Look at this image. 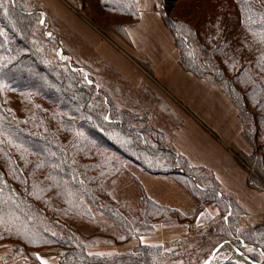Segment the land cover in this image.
Here are the masks:
<instances>
[{"label": "trees", "instance_id": "16d2710c", "mask_svg": "<svg viewBox=\"0 0 264 264\" xmlns=\"http://www.w3.org/2000/svg\"><path fill=\"white\" fill-rule=\"evenodd\" d=\"M33 1L0 0V244L10 243L29 264H40L36 251L46 248L58 251L55 264H202L201 246L186 251L180 244L137 242L127 250L94 253L81 245L73 223L96 212L133 238L178 215L180 222L192 219L143 192L133 212L117 201L110 186L131 163L147 175L177 177L196 210L210 203L200 193L224 198L229 242L264 264V215L249 220L203 165L192 166L191 173L178 169L190 159L187 153L165 144L163 130L147 114L115 104L97 77L67 53ZM67 2L91 24L105 21L125 42L131 40L127 27L143 8L140 0ZM151 4L173 36L180 67L217 85L237 109L250 145L238 153L247 184L264 191V0ZM85 10L96 14L87 17ZM157 155L163 166L151 161ZM206 238L201 233L192 239Z\"/></svg>", "mask_w": 264, "mask_h": 264}, {"label": "rangeland", "instance_id": "374dc122", "mask_svg": "<svg viewBox=\"0 0 264 264\" xmlns=\"http://www.w3.org/2000/svg\"><path fill=\"white\" fill-rule=\"evenodd\" d=\"M51 1L52 5L50 6L44 4L41 0H35L31 3L35 5L40 4L42 6L47 14L50 27L56 32V38L62 41L67 53L72 55L82 65V69L88 70L97 77L96 80L101 86L109 91L112 101L115 102V104L124 106L127 109L135 111L137 110L147 114L152 120L153 124L159 129L163 130L164 143H167L168 146L174 148L179 154L185 152L179 146H175L177 142L182 146L185 145L184 142H179L180 139H177L175 134L179 124H184L183 120L179 122L181 114H185L187 117L195 119L202 132L203 130L210 132L212 133L213 137L218 139L220 142L222 141L217 128L215 130L212 125L214 123L208 124V121L204 120L202 114L206 112L205 110L207 108L201 104L198 105L199 102L195 96L197 94L192 93V87L171 86L169 83L161 82L159 75L154 73L153 68L156 67L158 61H155L153 57L147 55L148 52L142 48L140 43L130 40V42L124 43L125 47L121 48L119 46V41L113 37V35H116V33L108 28H105V21L100 22V25H93L83 15L81 10L76 9V7L72 6V4H69L67 0ZM139 5L141 8L152 7L151 0H140ZM57 9L61 11L60 15H72L73 25L86 36V39L90 43L85 40L83 36L77 34L67 24L64 18L60 17L55 11H53ZM84 13L86 16L88 15L91 17L96 14L95 11L86 10ZM39 24L42 27H47V23H44L42 18L40 19ZM89 25H92L91 27L95 31L91 29ZM83 26H86L88 30H82L80 27ZM42 33H44V30ZM138 33L140 32L138 31ZM98 34L102 37V39L103 37L105 38L103 39L104 41H108L106 40V37H108L112 43L110 45L112 51L118 54H123L128 60L127 69L130 70L131 68L132 70H136L138 75L140 74V76H142V78H144L150 85L152 84V86L157 90L155 92L159 93L158 95L161 97V99L155 94L154 97H151L142 90L130 88V82L124 79L125 77L120 72H118L114 65L107 64L105 61L100 60L98 52H96L97 48L94 44L100 38ZM113 39H115L118 44L115 43ZM124 49H127L129 53L125 52ZM154 51L155 54H157V51ZM57 52L61 53L60 47L58 48ZM222 93H224V95L227 97L225 92L222 91ZM162 99L170 105H163L160 102ZM227 100L232 105V107H234L228 97ZM178 112L180 115L177 114ZM198 114H200V116ZM209 114L212 118L210 119V122L215 121V124L220 126L223 132L229 135L226 137H232L231 129H226V124H228V120L230 119L229 117L227 119L224 118L225 115L228 116L226 110L222 111L221 105L215 104L213 107L209 108ZM234 116L240 125V138L248 144L246 139H244L241 135V123L238 119L236 108L234 111ZM221 120H223V122ZM226 144L227 145H224V147H226L227 151L233 156L237 166H240L242 169H244V172L246 173V168L242 164L241 157L238 154L239 151L244 150L236 146V142L234 141L227 142ZM248 146L250 148L249 144ZM156 158L157 159L151 161L157 166H163L162 158H160L159 155H157ZM201 164L202 163L198 161L196 162L194 160L191 161V159H185L184 166L176 167L178 169L188 171L187 173H191L189 169L192 166ZM203 174L208 175L207 172H203ZM176 180L177 177L173 178L168 176L147 175L143 173L138 167L132 165L131 163H126L122 172L112 182L110 191L117 201L129 207L132 212L137 206V199L140 196V193L143 192L146 194V196L150 197L159 204L176 207L180 211L185 212L184 214H189L192 219L180 222V216L178 215L173 217L175 218L174 222L155 224L154 227L151 228L153 230L150 229V232L152 231L151 233L147 235L141 234V236L139 235L133 238V236L125 237L111 220L106 218L101 212H96L93 218H80L74 222L72 226L74 234L80 241L81 245L85 246L90 252L94 253H110L127 250L132 248L137 242L160 244L162 246L173 244V247H176L178 244H180V246L186 251L194 250L201 246L202 254H204L205 258L203 261L204 263L205 260L210 256L211 252L219 244L224 241L229 242L230 235L226 232V228H223L226 216L230 212V210L228 211L226 209V204H228V202L224 204V198L219 199L218 197L210 195V193L206 192L200 193V199L206 198L210 200V203L205 202L208 207L196 210L194 209V204L196 203L195 200L177 182L178 180ZM253 218L254 217H250L249 220H253ZM169 232L174 233L169 234ZM201 233L207 236L205 240L192 239L196 238V236ZM241 245H244V243L241 242ZM11 246L12 245L10 243L0 244V264H29L28 260L25 261L24 254L14 252ZM36 253L37 260L40 264L42 261L45 262V264H55L57 262L58 251L53 250L52 248L39 250L36 251ZM210 260L211 262H216L214 264H221L222 262L228 260H233L236 264H248L238 256L233 257V250L227 243L222 245L220 249L211 256ZM178 263L180 264V261H178Z\"/></svg>", "mask_w": 264, "mask_h": 264}, {"label": "crops", "instance_id": "0c3cea01", "mask_svg": "<svg viewBox=\"0 0 264 264\" xmlns=\"http://www.w3.org/2000/svg\"><path fill=\"white\" fill-rule=\"evenodd\" d=\"M41 1L48 6L52 5L51 0ZM53 11H55L60 17L64 18L67 24L77 34H80L85 40H87L86 36L73 25V17L71 14L69 16L60 15L61 11L59 9ZM80 28L84 31L88 30L86 26ZM91 29L93 28L91 27ZM127 30L131 40L140 43L142 48L148 52L147 55L153 57L155 61H158L156 67L153 68L154 73L159 75L161 82L169 83L171 86L192 87V93L197 94L195 96L199 102L198 105L201 104L207 108L204 113L205 115L202 114L204 120L208 121V124L214 123L212 125L215 130L217 128L222 140L220 142L213 137L210 132L204 130L202 132L195 119L187 117L185 114H181V117L178 112L177 114L180 115L179 122L183 120L184 124H179L175 134L176 138L180 139L179 142H184L185 145H183V147L177 142L175 146L182 148L185 151L184 153L189 155L191 161L194 160L202 163L201 165L206 167L212 173L219 185L235 196L242 209L249 216L258 217L264 215V191L252 189L246 184V173L244 172V169L237 166L233 156L227 151L226 147H224V145H227V142L234 141L239 148L244 151L249 150L248 144L240 138V125L234 116L235 108L228 102L227 97L217 85L210 83L203 78L196 77L179 66L173 36L164 25L157 11L151 8H143L140 11L139 20L136 23L129 25ZM138 31L140 33H138ZM98 36L100 35L98 34ZM113 37L119 41V46L121 48L125 47L124 43L126 42L123 39L117 35H113ZM103 39L105 38L103 37ZM103 39L100 36L99 40L94 43L100 60L105 61L107 64L114 65L118 72L125 77L124 79L130 82V88L142 90L151 97L156 95L161 99L158 95L159 93L155 92L157 90L152 84L150 85L144 78H142V76H140V74L138 75L136 70H132L131 68L130 70L127 69L128 60L123 54H118L112 51L110 46L112 43L108 37H106V40L108 41H104ZM115 39L113 40L117 43ZM153 49L157 51V54H155ZM124 51L129 53L127 49H124ZM160 102L165 106L170 105L163 99L162 101L160 100ZM215 104L221 105L222 111L226 110L228 113V116L225 115L224 118H230L228 124H226V129H231L232 137H226L229 135L224 133L220 126L215 124V121L210 122V119L212 118L209 114V108L213 107ZM198 115L200 116V114ZM221 121L223 122V120ZM170 233L174 232H169V234Z\"/></svg>", "mask_w": 264, "mask_h": 264}, {"label": "water", "instance_id": "95a60500", "mask_svg": "<svg viewBox=\"0 0 264 264\" xmlns=\"http://www.w3.org/2000/svg\"><path fill=\"white\" fill-rule=\"evenodd\" d=\"M229 244L230 247L233 250V257L234 256H238L240 258H242L246 263H251V264H260L256 261L251 260L247 255H245L244 253H242L237 247H235L234 245L230 244V242H222L221 244H219L210 254V256L205 260V262L203 264H214L216 262H211V256L215 254L216 251H218L220 249V247L224 244Z\"/></svg>", "mask_w": 264, "mask_h": 264}, {"label": "snow or ice", "instance_id": "6c2138e0", "mask_svg": "<svg viewBox=\"0 0 264 264\" xmlns=\"http://www.w3.org/2000/svg\"><path fill=\"white\" fill-rule=\"evenodd\" d=\"M41 264H45V262L42 261Z\"/></svg>", "mask_w": 264, "mask_h": 264}, {"label": "bare ground", "instance_id": "6f19581e", "mask_svg": "<svg viewBox=\"0 0 264 264\" xmlns=\"http://www.w3.org/2000/svg\"><path fill=\"white\" fill-rule=\"evenodd\" d=\"M248 264H251V263H248Z\"/></svg>", "mask_w": 264, "mask_h": 264}]
</instances>
